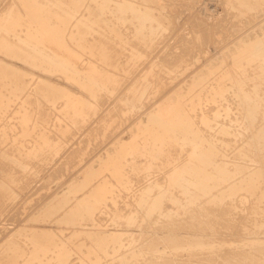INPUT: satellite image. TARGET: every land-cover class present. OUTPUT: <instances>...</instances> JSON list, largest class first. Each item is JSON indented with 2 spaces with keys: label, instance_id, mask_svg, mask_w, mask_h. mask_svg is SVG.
Returning a JSON list of instances; mask_svg holds the SVG:
<instances>
[{
  "label": "rangeland",
  "instance_id": "374dc122",
  "mask_svg": "<svg viewBox=\"0 0 264 264\" xmlns=\"http://www.w3.org/2000/svg\"><path fill=\"white\" fill-rule=\"evenodd\" d=\"M232 2H235V0ZM253 2L254 4L258 3L253 9H238L235 7L234 3H232L231 6L229 0H158L155 4L163 13L168 14L169 17L167 19H162L161 27L157 28L155 31L156 43L154 47L149 50L148 55L140 61L137 67L134 69L130 68L126 72L123 70H116L114 74L121 77H119V79L116 76L117 83H119L118 85L117 83L116 85L114 84L112 87V94L105 90H99L97 94L93 96V94L86 89H81L82 86L78 83H69L73 81L62 71L56 69L58 70L57 74L51 73L50 70H55V66L48 61H46L44 65L43 63L41 65L26 63L25 66L23 64L25 62H22L14 56L13 50H15V47L19 46V42L11 39V37L7 38L10 46L6 48L10 50H6L8 53L2 49L0 50V61H4L7 65H2V62H0V91L2 90L0 92L2 98H0L1 100L9 98V102L6 101L7 99L5 102L0 101V264H2L1 260L6 262L9 259L8 255L12 249H18L23 254H29L33 247L27 235L31 229L36 227L54 230L63 237L70 235L78 229L80 232L84 231L72 244H70V248L73 252L71 262L77 264H81L82 259H87L86 261H88L89 264H101L100 262L92 261L93 259L91 260V258L87 256L89 252L88 247L95 245L98 239H96L98 232L94 231H98L99 229H108L110 231L117 229L126 230L128 231L126 233L129 234L127 238L133 237L135 239L133 247L136 249H141L140 247H142L146 251L149 250V237L152 238L151 236L154 232H158L160 235H163L164 232H169L167 228L164 229L163 222L165 220L159 214L153 215L151 221L148 220V215L145 211L147 210L146 205H142L137 199V196L142 192V189L148 186L146 184L151 179L154 180L156 186L154 187L153 193L166 190L167 193H170V196L177 197L179 194L181 195L182 187H180L179 183L173 182L170 176L173 172L172 167L179 165L182 167L184 164L188 163L190 157L187 156H190L189 153L191 154L192 152V148H189L191 145L183 144L181 139L175 138L173 140H167L163 150L156 152L160 154H156L155 152L154 154L152 153L153 149H151L154 147H152V138L148 134H144V132L135 136L134 130L137 128V122L141 120L142 115L146 112L158 109L160 113L162 112L163 114L164 112L167 115L173 104L179 101L181 95L184 104H188L197 95L195 98L198 102L197 110L193 113L198 126L201 127L205 133L207 132L206 134L208 136H211L212 130H208L205 125L198 120L200 119V113L204 112L211 118L215 115L217 110L215 108H218L217 105H226L231 108V112L228 115H226V111L223 109L220 119L227 123L231 122L230 119H235L236 122L232 125V129L236 134H230L228 136L222 134L217 135L220 140H231V144L226 147L227 153L231 155L235 148L242 145V143L249 138L251 130L246 127V122L243 117V106L240 104L238 97H236L235 81L240 77L246 78L245 88L247 89H251L255 83L254 72H256L255 66L257 62L253 61L247 64L244 59H236V57H240L241 55L238 52L239 49H246L248 50V54H250L254 43L259 39L262 32H264V1L253 0ZM18 3L19 1L17 0H0V9L2 11L3 7L7 5V8L10 7L9 9L12 10L17 8ZM64 6L66 7V5ZM7 8L5 6V10L3 9L2 12L0 11V15L6 12ZM56 11L57 14L54 19L55 22H58L60 18L56 16L62 17L64 14L58 9ZM241 11L243 13H241ZM156 13H159L158 9ZM128 29L129 24L121 25V30L125 33V36L130 34L127 32ZM67 39H69V37H67ZM51 45L55 46L51 48ZM46 48L55 51L60 58H68L70 55V53L67 55L68 51L65 47H61L57 44H47ZM68 48L71 49L70 45ZM59 49L61 50L58 53ZM61 51L64 52L62 53ZM68 59L70 62L73 61V63H76V65H80L81 63L80 66L83 67V61H81V59H77L78 62H74L75 58L73 59L72 57ZM125 59L126 58L123 57L122 61L124 64H126ZM8 62H17L23 68H21L22 71H14L12 68L15 66L8 64ZM149 70H151V73L148 75L146 84L141 87L142 89H146V91L143 92L142 89H140L141 91L136 90L137 88L134 86V83ZM28 73H37L59 82L62 85H72L71 88L74 89L75 92L79 95H85V98L93 102H91L93 105L92 108L90 107L87 109L86 116H88H85L86 119L89 117L88 122L84 116L81 118L76 117L77 119H75L72 109L64 105L66 104V98L64 97L63 91L57 89L49 82H41V84L38 80H34L32 85H30L31 82L29 80L33 75H29ZM6 91L9 92L10 96H8V93L6 94ZM263 91L264 88L262 86L260 93H263ZM3 92L5 93L4 95ZM214 92L216 93L215 97L212 95ZM198 94H200V96H198ZM3 96H5V98H3ZM23 96L24 99H21L23 102L21 100L19 101V98H23ZM50 97L52 99H50ZM62 101L64 102L61 103ZM54 102H57V104L54 105ZM25 104L28 105L26 106ZM57 105L61 106L58 107ZM14 106L17 107L16 110ZM21 108H23L24 112L23 110L21 112ZM12 109L13 111H11ZM89 112L91 113L89 114ZM196 113L199 117H196ZM5 114H10V116H6ZM18 114L19 116L21 114V116L19 117ZM64 118L67 120H64ZM83 118L85 120H83ZM82 120L86 123H83ZM66 121L71 124L68 125ZM29 123H32L34 127ZM51 128H53V130ZM45 129L47 131L50 130L48 131L49 133H45ZM65 131H68L67 134ZM61 136L63 137L61 138ZM146 136L148 140L147 138L143 139V137ZM139 138L140 140H138ZM42 140L43 142L45 141L44 144ZM143 140L145 142L146 140L150 142L144 147L146 143H144ZM129 141L134 145H136L137 142L138 145L134 146V149L135 147L137 149L139 144H143H141L142 147H140V145L138 147L139 149L136 150L138 153L144 150L141 151L144 156L140 155L141 152L139 154L136 152L137 155L134 153V155H129L131 158L128 159L129 163L139 160L138 167L136 166L137 168H133L135 164H132V167L131 164L127 165V175L132 183L131 188L130 190H121L120 188L116 190L113 197L114 201L118 200V205H115L118 207V211L115 210V207H112L111 201H105L103 208L95 213L96 217L90 220L87 215L83 214L80 201L81 198L88 196L91 189H88L89 192L87 190L77 194L74 192L79 187L80 182L88 175L93 165L96 168H102L103 164L100 161L102 156L107 155V152L116 153L119 147L117 143H128ZM28 143L33 146L30 147L31 145H28ZM37 143H39V145ZM58 144H61L60 147ZM167 144L171 146L169 147ZM16 145L19 146L17 147ZM147 146H149V148H147ZM173 146L176 148L174 149ZM23 150L25 154L29 156H25ZM176 150L178 151L176 152ZM34 151H36L37 154ZM148 151L149 153H147ZM173 152L178 154L175 155ZM21 154L22 156H20ZM31 155L32 157H30ZM183 157L185 161H181ZM231 157L234 159L239 156L235 155ZM31 158L32 160H30ZM170 158L171 160H169ZM33 159L36 161L33 162ZM179 161L182 163H179ZM230 164V166L234 165L232 162H230ZM171 165L173 166L171 167ZM110 169V165H103L100 171L101 177L95 181L96 185L105 179L110 180V182H116ZM167 170L168 172L166 175L165 173ZM132 172H135V175H133L134 173ZM105 173L108 175L104 176ZM102 176L104 178H102ZM157 186L159 188H157ZM167 200L168 201H165L164 209H178L176 204L172 203L168 198ZM253 202L254 198L249 199L245 206L241 205L239 202V205H241L240 209L233 214L236 222L235 227L230 229L220 228V230L216 232V237L219 238V236H221L220 238L224 237L223 239L226 238L227 240L234 241L241 240L244 236L251 233H246L242 229L245 226L251 227L247 207ZM136 210L137 212H135ZM128 214H133V219L136 222V224L132 223L133 226L127 225L125 215L129 217ZM179 215L182 218L186 217L184 213H180ZM83 216L84 218H82ZM161 225L163 227H161ZM157 228H162L163 230ZM179 232L182 233L183 230L179 229V231L177 230L176 232L174 230V232L169 233L180 234ZM258 232V235L264 237V226L261 230H258ZM160 242L162 243L159 245L164 247L165 243L163 241ZM248 252L249 251L246 250L244 252L243 250L236 251V253L229 252L230 254H224L226 257L231 256L233 258L235 256V258H237L242 257V255H248ZM166 253L169 255L167 258L168 261L161 260L162 263H159L160 261L153 262V259H150L152 255L146 253V257L148 256L149 259L147 260L145 257V260V258L141 257L142 260L140 262L144 261L143 264H164V262L165 264H198L196 261H193L194 258H192L193 260L191 261L186 257L187 261L186 259L183 260L184 257L180 259L179 253L172 252V248H169V251ZM263 253L264 252L260 250L254 251V254L258 257ZM54 256L55 251H51L48 254L42 253L40 257L41 260L37 264H54ZM20 259L21 258H18V261ZM117 260L115 262H105L102 264H132V262ZM140 262L138 264H142Z\"/></svg>",
  "mask_w": 264,
  "mask_h": 264
},
{
  "label": "bare ground",
  "instance_id": "6f19581e",
  "mask_svg": "<svg viewBox=\"0 0 264 264\" xmlns=\"http://www.w3.org/2000/svg\"><path fill=\"white\" fill-rule=\"evenodd\" d=\"M17 1H19V3L17 4V8L10 10V7L7 8V5H5L7 11L0 15V50H10L6 47L10 46L7 38L11 37V39L19 42V46L15 47V50H13L14 56L22 62H25L23 63L24 65L26 63H30L31 65H41L43 63L44 65V63L48 61L55 66V70H50L51 73L57 74L58 70L62 71L63 73L68 75V78L71 79V81H73L69 82L68 80L69 83H78L80 86H82V88L80 87L81 89H86L87 91L91 92L93 96L97 94L99 90H105L110 94L113 93L112 87L114 86V84L116 85L117 77H121L114 74L116 73V70H123L126 72L130 68H136L140 61H142L148 55L149 50L154 47L156 43L155 31L157 28L161 27L162 19H167L169 17L168 14L163 13L161 9H159V7L155 4L158 0ZM232 1L233 0H229L230 5L232 6V3H234L235 7H237L238 9H253L255 8V5L258 4H254L253 0H235V2L237 3ZM64 5H66V7ZM5 6L3 7L4 10ZM57 9L62 11V14H64L62 17L56 16L57 18H60L58 21L60 23L55 22L54 19L55 15L57 14ZM157 9L159 13H156ZM241 13L243 12L241 11ZM122 24H129V29L127 30V32H129L130 34H128V36H125V33L121 30ZM67 37H69V39H67ZM71 42L76 46H73ZM52 43L57 44L61 47H65L68 51L67 55L68 53H70L69 57H72L73 59L75 58L74 62H78L77 59H81V61L84 62H82L83 67L80 66V61V65H76V63H73L72 60V62H70V60L68 59L69 57L60 58V56H58L55 51L47 49V44L50 45ZM67 45H70L71 49L68 48ZM51 46L50 47L53 48V46L55 45ZM60 50L61 49L58 50V53ZM6 52L8 53V51ZM61 52L63 53L64 51ZM238 52L241 55L240 57H236V59H244L247 64L253 61L257 62L255 66L256 72H254L255 83L251 89L245 88V82L247 80L246 78L240 77L235 81L236 97H238L240 104L243 106V117L246 122V127L251 130L249 138L246 139L242 143V145L235 148L231 155L227 153L226 147L231 144V140H220L217 135L222 134L228 136L230 134H236V132H234L232 129V125L236 122L235 119H230V123H227L220 119V117L222 116V110L224 109L226 111V115H228L231 112V108L226 105H217L218 108H215L217 109L215 115L211 118L204 112H201L202 114L200 113V119L198 120H200L208 130H212L211 136H208L206 134L207 132L205 133L202 128L198 126L197 120L195 119V115L193 113L197 110L198 102L197 99H195L197 95L188 104H184L181 99V95L179 101L173 104L171 110L168 111L169 114L167 115L164 112L163 114L162 112L160 113L158 109L148 111L144 115H142L141 120L137 122V128L134 130V135L137 136L141 132H144V134H148L152 138V147L154 146L153 148H151L153 149L152 153L162 151L163 147L167 143V140H173L175 138L181 139L183 144L191 145V147L189 148H192V152L190 151V156H187L190 157L188 163L184 164L182 167L181 165H174L175 167H172L173 165H171L173 169L170 167L173 170L170 178L172 177L173 182L179 183L180 187H182L181 195L179 194V196L177 197L170 196V193H167L166 190L153 193L154 187L156 186L154 184V180L151 179L146 184L148 186H146L144 189L141 188L142 192L137 196L139 202L142 205H146L147 210L145 211L147 212V218L149 221H151L153 215L159 214L165 220L163 222L164 229L167 228L169 232H174V230L176 232L180 229L183 230V232H179L180 234H170L169 232H164L163 235L158 234V232H154L151 236L152 238L149 237V250L146 251L142 247H140L141 249H136L133 247L135 239L133 237L127 238L129 234L126 233L128 232L126 230L117 229L114 231H110L108 229H99L98 231H94L98 232V235L96 237V239H98L95 242V245H91L88 247L89 252L87 253V256L88 258H91V260L93 259L92 261L100 262L102 264L105 262H115L118 259L120 261L123 260V262H132V264H135L138 261L140 262L142 258H145L146 253H148L149 255H152V258L150 259H153V262L160 261L159 263H162L161 260L168 261L167 258L169 257V255L166 252L169 251V248H172V252L174 251V253H179L180 259L184 257L183 260L189 258V260L191 261L193 260L192 258H194L193 261H196L198 264H264V253L259 257L254 254L255 250L264 252V237L258 235V230H261L264 226V91L263 93H260L261 87L263 86L264 88V32H262V34L259 36V39L254 43L250 54H248V50L246 49H239ZM123 57L126 58V64H124V62L122 61ZM4 63L5 62L3 61L2 65H6V63ZM8 64H12L15 66L12 68L14 71H22L23 69L17 62H8ZM150 73L151 70L147 71L140 77V79H138L134 83V86H136L137 88L136 90L142 89L141 87L146 84V80L148 79V75ZM28 74L33 75L29 80L31 82L30 85H32V82L34 80H38V82L40 83L49 82L57 89L63 91L65 95L64 97L66 98V104L64 105L72 109L75 119L79 117L81 118L83 116L85 117L87 114V109H89L90 107L92 108V101L85 98V95H79L77 92H75V90L71 88L72 85H62L59 82L53 81L52 79L44 77L37 73ZM142 90L143 92L146 91V89ZM7 93L8 96H10L8 91H6V94ZM4 94L5 93L3 92V95ZM215 94V92L212 94L213 97H215ZM198 96H200V94H198ZM1 98V102H5V100L7 99L5 98V96H3L5 100H1ZM8 99L6 101L9 102ZM21 99H24V96L23 98H19V101ZM50 99L52 98L50 97ZM21 101L23 102V100ZM64 101H62L61 103H63ZM56 104L57 102H54V105ZM25 105L27 106L28 104ZM17 107L14 106L15 110ZM22 110L23 108H21V112ZM11 111H13V109ZM91 112H89V114ZM6 116H10V114ZM197 116L198 114L196 113V117ZM65 119L66 118H64V120ZM85 119L83 118V120ZM86 120L88 122L89 117ZM61 123L64 124L63 122ZM67 123L68 125L71 124L69 122ZM83 123L86 122L83 121ZM29 124L32 125V123ZM32 126L34 127V125ZM51 129L53 130V128ZM48 131L45 129V133ZM147 136L143 137V139L147 138L148 140ZM62 137L63 136H61V138ZM28 138L31 139L30 137ZM138 140H140V138ZM147 140L146 142L143 140V142L146 143L144 147L150 142ZM37 144L39 145V143ZM117 144H119V147L116 153L107 152V155L100 158V161L103 165L111 166L110 171H112V175L114 176L116 182H110V180L105 179L104 181L102 180L101 183L96 185L95 181L101 177L100 171L103 168V165L102 168H96L93 165L89 170L88 175L80 182L79 187L74 192L77 194L79 192H85L86 190L88 191V189H91L88 196L81 198L80 201L81 207L83 209V214L87 215L90 220L96 217L95 213L103 208V204L105 203V201H111L112 207H115V210L118 211V207L115 206L118 205V200L114 201L113 197L116 190L119 188L121 190H130L131 188L132 183L130 182V178L127 175V165L131 164L132 167V164H135V166L133 165V168H135L138 165L139 160H135L133 161V163H129L128 159L130 158L129 155L136 154V150L139 149L138 147L142 143L137 146V149L136 147L134 149V146L138 145L137 142L136 145L132 144L131 141H129L128 143L120 142ZM28 145L31 144L28 143ZM60 145L58 144L59 147ZM142 145L140 147H142ZM16 146L18 147L19 145ZM32 146L33 145H31L30 147ZM167 146L169 145L167 144ZM176 147H174V149ZM147 148H149V146H147ZM177 151L178 150H176V152ZM34 152L36 153V151ZM23 153L25 156L28 155L25 154V151ZM142 153L143 152H141L140 155H143ZM147 153H149V151ZM173 153L175 154V152ZM32 155L30 157H32ZM235 155H238L239 157H233L234 159H232L231 156ZM20 156H22V154ZM30 160H32V158ZM169 160H171V158ZM35 161L33 159V162ZM181 161H185L184 157ZM181 161H179V163ZM230 162L234 163V165L232 164L233 166H230ZM167 172L168 170L165 173L166 175ZM132 173H134L133 175H135V172ZM105 175L108 174L105 173L104 176ZM130 175L132 176V174ZM102 178L104 177L102 176ZM157 188L159 187L157 186ZM167 198L171 200L172 203L176 204V207L178 208L177 210H175V208L164 209L165 201H168ZM251 198H254V202L249 207H247L249 215L248 218L251 221V227L245 226L242 229L246 233H251H249L247 236H244L241 240L234 241L227 240L226 238L223 239L224 237L220 238L221 236H219V238L216 237V232L219 231L220 228L230 229L235 227L236 222L233 217L234 212L240 209L241 205L245 206ZM239 202L241 203V205H239ZM135 212H137V210ZM180 213H184L186 217H180ZM125 217L128 226L132 225V223L136 224L135 220L133 219V214H130L129 217L125 215ZM82 218H84V216ZM163 226L161 225V227ZM157 229L163 230L162 228ZM83 232H80V230L78 229L72 232L70 235L64 236L66 237L64 238L54 230L42 229L38 227L33 228L27 235L33 247L29 254H23L18 249H12V251H10L8 255L9 259L6 262H3V260H1V263L37 264L41 260L40 257L42 253L48 254L51 251H55L54 264H77L71 262L73 252L70 248V244H72L74 240L78 238L79 235H81ZM160 241H163L165 243L164 247L159 245L160 243H162ZM243 250L244 252L245 250L249 251V254L245 256L242 255V257L237 258H235V256L233 258L231 256L226 257V255L224 254H227L229 252L236 253V251ZM18 258L21 259L18 261ZM146 258L147 260L149 259L148 256ZM86 260L82 259L81 264H89ZM140 263L143 264L144 261Z\"/></svg>",
  "mask_w": 264,
  "mask_h": 264
}]
</instances>
